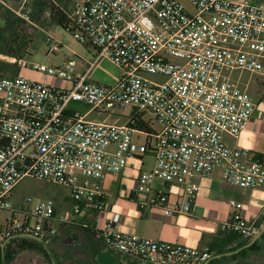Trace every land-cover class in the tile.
<instances>
[{
  "label": "built area",
  "instance_id": "obj_1",
  "mask_svg": "<svg viewBox=\"0 0 264 264\" xmlns=\"http://www.w3.org/2000/svg\"><path fill=\"white\" fill-rule=\"evenodd\" d=\"M71 1L69 32L95 56L63 55L60 67L12 58L20 73L0 77V211L9 215L0 223V244L6 246L18 235L55 238L61 223L92 210L103 213L102 182L144 157L155 164L139 174L133 200L166 215L189 213L201 181L216 169L226 183L241 189L264 188V160L227 143V138L241 137L257 109L234 73L264 76V3ZM48 44V55L63 47L51 38ZM28 52L33 54L32 46ZM103 60L121 71L113 84L92 79ZM27 72L54 82L32 79ZM126 108L131 113L124 124L90 118L116 116V110ZM24 178L70 189L72 211L59 220L53 200L39 201L32 210V198L15 206L12 194ZM158 182L165 190L179 187L182 197L170 204L169 195L156 188ZM230 207L234 213L222 230L251 240L257 224L244 217L242 203L233 200ZM110 227L96 229L107 247L149 264H205L210 259L207 247L156 241Z\"/></svg>",
  "mask_w": 264,
  "mask_h": 264
},
{
  "label": "crops",
  "instance_id": "obj_2",
  "mask_svg": "<svg viewBox=\"0 0 264 264\" xmlns=\"http://www.w3.org/2000/svg\"><path fill=\"white\" fill-rule=\"evenodd\" d=\"M254 1L264 3V0ZM56 27L62 29L56 25L51 30ZM88 50L92 51L91 57H82L91 60L95 56V51ZM95 70L92 79L99 82ZM27 76L40 81L43 78L32 72H27ZM119 76L113 83L118 80ZM237 82L241 89L249 93L257 102V109L241 137L239 139L227 138V143L230 146H239L249 150L264 160V76L256 75L254 80L244 79L237 80ZM116 116L108 117L115 119ZM125 118L123 123H119L121 117H116L114 123L124 124L127 121V117ZM154 164L153 158L144 157L139 162L131 161L122 173L108 175L102 182L107 209L103 213L94 210L85 212L76 216L71 223H61L59 234L65 243L70 244V251L75 256L78 255L80 264H149L107 247L96 229H106L108 225H111L110 228L113 231L128 235L195 248H206L213 239L221 236L222 223L233 215L234 211L230 207L231 201H238L244 205L242 212L247 220L257 224L263 217L261 214L264 205V188L245 190L226 183L223 180L221 169H216L211 178L201 181L200 195L189 213L170 216L160 208L143 209L138 201L133 200L132 195L138 188L139 174L152 170ZM156 188L163 189L169 195L170 204H174L182 197V190L177 186H171L165 190L164 185L158 182ZM73 207L72 196L65 197L60 208L56 204L57 218L62 220L67 212L72 211ZM115 219H117L116 223ZM262 250L261 254H249L243 262L227 260L217 264H264V244ZM233 256L235 255L223 257Z\"/></svg>",
  "mask_w": 264,
  "mask_h": 264
},
{
  "label": "rangeland",
  "instance_id": "obj_3",
  "mask_svg": "<svg viewBox=\"0 0 264 264\" xmlns=\"http://www.w3.org/2000/svg\"><path fill=\"white\" fill-rule=\"evenodd\" d=\"M34 0H0L1 3L6 5L16 14L19 13L18 16L25 21H27V16L31 11V4ZM31 21L30 17L28 19ZM25 29L31 34L33 47V54L31 56L26 57L28 62H37L40 64H45L48 66H62L64 62L63 55H71L78 57H86L90 58L92 55V51H89L86 47L78 43L73 37L72 33L65 30H60L58 27L53 30L46 31L35 23L27 22L24 25ZM51 38L57 42L63 44V47L60 53L57 55H48L49 47L48 39ZM2 57H6L0 54V59L3 60ZM8 58V57H7ZM11 62L8 60H4ZM30 70V67L28 68ZM96 76L98 77V81L106 84H113V81L117 79V77L121 74V71L114 66L112 63L103 60L96 67ZM150 79H154L155 77L149 76ZM256 75H252L248 72H236L234 73V79L237 80H254ZM43 82L53 83L54 81H50L47 77L41 78ZM57 83V82H55ZM76 108L87 111V108L83 105L77 104L74 105ZM131 113V108H126L124 110H116V114L121 117V121L119 123H123L125 121V117H128ZM116 117H108L104 115L92 114L90 116L91 119L100 122L114 123L116 121ZM145 137L141 136V141H145ZM72 196L71 190L59 185H55L46 181L33 179V178H24L19 185L14 189L12 194V202L15 206L25 205L27 198H32V202L28 204L29 209H33L34 206L39 201L44 200H53L57 206L60 208L65 200V197ZM8 213L4 211H0V223L4 222L6 218H8ZM46 243L51 251L48 259L41 251L37 250H22L20 249V243H13L12 250L14 252V262L13 264H80L78 255L75 256L70 251L69 245L67 242L65 243L64 239L59 234L55 238L47 239Z\"/></svg>",
  "mask_w": 264,
  "mask_h": 264
},
{
  "label": "trees",
  "instance_id": "obj_4",
  "mask_svg": "<svg viewBox=\"0 0 264 264\" xmlns=\"http://www.w3.org/2000/svg\"><path fill=\"white\" fill-rule=\"evenodd\" d=\"M71 0H34L31 4V11L29 17L31 21L46 31L51 30L54 26L58 25L65 31H70L72 22L70 20L71 13ZM27 24L25 19L18 16L10 8L0 2V54L8 57L9 59L16 58L26 59L32 54L28 52L32 40L31 34L25 29L24 25ZM20 73V67L12 62L0 59V77H14ZM141 128L148 129L147 125H142ZM264 224V216L257 223L258 228ZM250 240H245L239 235L223 231L221 236L216 237L207 245L209 249L210 258L237 250L246 245ZM20 243V249L25 250H39L48 259L49 253L42 243L29 238H18L12 240L4 248L0 244V264H13L14 252L12 250L13 243ZM264 244V236L254 246L249 249L243 250L238 255L233 257H223L215 259L210 264H217L220 261L238 260L239 262L245 261L249 254H261L262 245Z\"/></svg>",
  "mask_w": 264,
  "mask_h": 264
},
{
  "label": "water",
  "instance_id": "obj_5",
  "mask_svg": "<svg viewBox=\"0 0 264 264\" xmlns=\"http://www.w3.org/2000/svg\"><path fill=\"white\" fill-rule=\"evenodd\" d=\"M1 58L3 60H8L7 57H2ZM264 236V224L260 227L258 233L246 244L244 245L243 247L237 249V250H234V251H231V252H228V253H225V254H221V255H218V256H215L213 258H210L208 261L205 262V264H209L211 260H214V259H219L223 256H231V255H236V254H239L241 253L243 250H246V249H249L251 248L252 246H254L259 240L262 239V237ZM21 237H28L30 239H34L36 241H39L40 243H42L44 245V247L47 249L48 253L51 254V251L48 247V244L46 243V240L42 239L41 237H36V236H32V235H27V236H24V235H18L15 238H21ZM5 247V245L3 246V248ZM5 264V263H4Z\"/></svg>",
  "mask_w": 264,
  "mask_h": 264
}]
</instances>
